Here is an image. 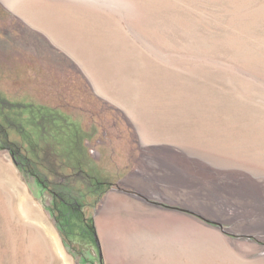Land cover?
<instances>
[{"label":"rangeland","instance_id":"1","mask_svg":"<svg viewBox=\"0 0 264 264\" xmlns=\"http://www.w3.org/2000/svg\"><path fill=\"white\" fill-rule=\"evenodd\" d=\"M112 162L154 239L96 230ZM0 264H264V0H0Z\"/></svg>","mask_w":264,"mask_h":264},{"label":"crops","instance_id":"2","mask_svg":"<svg viewBox=\"0 0 264 264\" xmlns=\"http://www.w3.org/2000/svg\"><path fill=\"white\" fill-rule=\"evenodd\" d=\"M59 111V110H57ZM105 140H108V136L103 135L102 137L99 136L97 138L98 144H105ZM177 139L176 137H156V136H149L143 140V146L140 147L144 150V154L146 151H150L153 149H157L158 153L160 152L164 156L166 155V159L170 160V154L175 153ZM139 148V149H140ZM98 156L94 158V161L98 163V166H101L100 161L106 159L108 155L107 151L103 149H99ZM145 156V155H144ZM113 163V162H112ZM103 164V163H102ZM122 165V164H121ZM119 166L117 163H113L112 167L108 170L105 169V173L110 174L116 181L121 182L120 184H110L104 183L105 188L101 191L100 195V205H102L99 209V212L95 215V223H96V230L100 232L102 229L101 224L106 226L105 230L107 232L112 233L113 231H123L128 235L125 238L133 239L137 238L135 234H139V238L142 239H154L156 236L154 232L150 231V228L140 227L139 224L144 225H151V223H160L161 220H158L160 214L157 215L154 209L151 206L145 204V202L136 199L132 195L127 192L125 188H132L131 186L125 184L126 176L129 174L128 165ZM169 167L170 164L168 163ZM117 168V170H116ZM111 172V173H110ZM109 181L110 178H105L102 176L96 175L95 181L96 185H102V180ZM97 188V187H96ZM140 192H143L144 197H152L150 192H154L153 189L147 188H140ZM160 191V189H159ZM165 193L167 190H163ZM160 212V211H157ZM164 218L167 219L169 215L164 213ZM159 225V224H157ZM169 234L163 235L164 238H169Z\"/></svg>","mask_w":264,"mask_h":264},{"label":"bare ground","instance_id":"3","mask_svg":"<svg viewBox=\"0 0 264 264\" xmlns=\"http://www.w3.org/2000/svg\"><path fill=\"white\" fill-rule=\"evenodd\" d=\"M6 2H7V0H6ZM67 21V20H66ZM76 26V25H75ZM29 244V243H28ZM30 244H32V241L30 242ZM30 244L28 245V246H30Z\"/></svg>","mask_w":264,"mask_h":264}]
</instances>
